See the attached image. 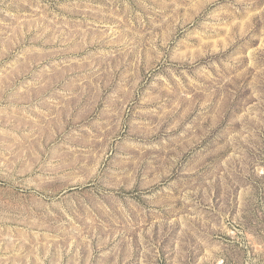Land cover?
<instances>
[{
	"label": "rangeland",
	"instance_id": "obj_1",
	"mask_svg": "<svg viewBox=\"0 0 264 264\" xmlns=\"http://www.w3.org/2000/svg\"><path fill=\"white\" fill-rule=\"evenodd\" d=\"M0 264H264V0H0Z\"/></svg>",
	"mask_w": 264,
	"mask_h": 264
}]
</instances>
